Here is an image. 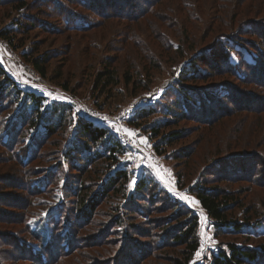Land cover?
<instances>
[{"label": "rangeland", "instance_id": "374dc122", "mask_svg": "<svg viewBox=\"0 0 264 264\" xmlns=\"http://www.w3.org/2000/svg\"><path fill=\"white\" fill-rule=\"evenodd\" d=\"M15 7L7 0H0V31L9 28L12 35L11 40L0 36V62L23 89L43 95L50 107L53 105L60 110L65 108L67 118L56 134L46 138L43 145L37 146L34 139L39 135V131L31 127L30 121H18L16 114L20 108L10 101L3 105L0 112V134L9 137L15 122L17 127L23 126L28 133L15 146H7L0 141V177L6 178L3 183L9 185L14 181V184L26 187L25 190L22 189L23 192L8 186L0 189V198L3 199L0 200V210L7 218L10 217L1 225L3 230L13 231L15 234L20 232L25 242L27 241L44 260L41 264L48 261L49 253L57 254L55 264H174L175 258L182 257V246L173 243L172 231L177 230L175 223L179 222V217H184L183 211H192L199 217V248L190 264H212L214 256L222 251L229 252L230 243L259 251L260 260L256 263L264 264V223L256 226L264 221V186L255 185L251 188L248 182L243 181L222 183L219 178L221 167L212 166L214 159H219L220 163L224 158L236 153L263 151L260 143L247 148L242 143H233L232 138L234 140L239 133L234 132L232 135L230 132L233 129L231 127H243L247 130V126L258 125L252 121L259 122V116L247 111L226 120L231 125H220L221 121L217 124L213 122V130L208 129L211 137L207 134V126L193 119H181L177 122L173 120L180 119L175 103L179 99L177 83L181 79L182 69L192 64V58H197L207 51L202 50V47L215 35H201L204 24L199 20L196 23L193 21L189 26L196 32L195 35H174L167 21H171L170 14H176L175 9L163 10L165 15H168L165 22L168 27L164 25L162 28L171 35H150L146 26L147 31L138 29L136 35L129 36L127 43L121 32L126 23L119 18L108 20L105 28L80 32L65 26L61 19L37 16V12L32 14L27 8L17 10ZM80 11L86 12L85 9ZM201 11L204 18L211 16V9L207 11V15L206 8H201ZM29 12L36 21V27L28 28V32H20L15 20L26 17ZM94 18L97 23L103 22L100 18ZM152 20L159 23L156 19ZM260 22L264 23L262 20ZM195 26L199 30H196ZM234 36L238 37L236 34ZM242 36L245 37L244 41H257L255 36ZM181 37L184 40L183 55L175 56L174 48L169 52L164 51L163 43H167V47L169 44L176 47L174 44L179 41L182 43ZM225 38L223 37V40ZM234 39L237 41L236 48L242 52L240 61L251 60V55L248 54L251 52L248 51L246 42L241 43L240 40ZM228 40L232 42L231 39ZM135 41L139 43L138 47ZM191 46L194 49H191ZM140 49L143 52L144 49H151L153 54L159 55V68H152L142 57L144 54ZM25 51L34 52L36 55L50 52L54 57L49 66L51 75L54 76L56 70L62 69L65 71L64 76L57 80L41 77L23 55ZM106 57L116 60L114 65L118 68L120 82L110 90L106 89L100 93L94 88V74L102 68ZM238 58V54L231 56V60L235 62L239 61ZM130 66L134 80L141 78L143 82L149 81L147 88L135 89L136 85L132 82L126 83L124 73ZM202 66L207 70L210 68L208 63ZM239 71L245 72L244 68ZM221 78L211 76L203 83L206 89H212L215 93L218 85L215 81ZM65 81H69L71 89L61 86ZM200 82L199 85H202ZM243 90L252 93L256 99H253L252 103L250 99H242L240 104H252L258 108L264 105V95L259 88ZM219 101L220 109L227 105L224 99ZM201 115L209 114L204 112ZM79 117L91 119L117 136L125 148L119 162L114 164L107 155L102 158L95 156L93 163L85 161L83 164L73 154L70 161L68 160L70 145L75 139H80ZM102 117H107V120ZM213 119L215 118L212 117L211 120ZM157 123L161 125L163 133L184 132L183 138L176 140L174 144L163 146V154L155 150L158 137H154L153 127ZM216 133L221 135L218 146L208 141L214 140ZM94 149L93 146L92 154ZM182 150H188L191 156L183 160H176L171 156L173 151ZM132 159H135L136 165L131 164ZM20 161L22 165H18ZM223 164L226 162L223 161ZM117 169L129 173L128 181L121 186L122 189H109L104 197H100L91 220L79 216L78 201L82 197L81 194L89 193L88 198L92 197L107 185ZM141 179L147 181L148 189L143 194L147 200L140 197L141 200L131 202L133 195L137 196L136 192L140 190ZM202 181L241 193L238 195H241L239 202L242 204L235 202L229 213L233 219L239 221H243L245 215H252L253 222L237 232L216 229L197 197L190 192L194 183ZM175 192H180L198 203L183 200L175 195ZM28 197L29 207L25 203V198ZM129 203H136L135 211ZM22 204L23 209H19ZM178 211L181 212L180 216L175 213ZM117 215L123 217V224L115 221ZM202 244L204 250L201 252ZM165 245L167 247L164 250L158 249ZM197 252L201 254L197 256ZM24 263L31 264L27 261L18 262ZM48 263L51 264L50 261Z\"/></svg>", "mask_w": 264, "mask_h": 264}, {"label": "trees", "instance_id": "16d2710c", "mask_svg": "<svg viewBox=\"0 0 264 264\" xmlns=\"http://www.w3.org/2000/svg\"><path fill=\"white\" fill-rule=\"evenodd\" d=\"M7 1L10 5H15L17 10L27 8L31 10L32 14L37 12V16L44 17L45 15L61 19V22H63L65 26L70 28L73 27L74 30L80 32H86L89 29L92 30L100 27L105 28L108 24L106 23L108 20L119 18L126 23V27H124L121 32H123L122 37L127 43L129 41V36L136 35L138 29L147 31L146 26L150 31V35H171L162 28L164 25L166 27L169 26L170 29L172 28L174 35L175 33L178 35H195L196 32L192 28H189V26L193 24V21L194 23L198 20L201 21L204 24V31L201 35L214 34L215 36L202 47V50L206 49L207 51H204L197 58H192V61H190L192 64L182 69L181 79H179L177 83L179 88V99L178 102L175 103L180 119L173 120L177 122V120L181 119H193L204 124L205 127L207 126V134L211 137L208 133V129L210 131L213 130V128H211L213 122L217 124L218 121H221L222 124L220 125H231L229 121L227 122L226 120H230L233 116H237V114L239 115L241 112L248 111L255 116H259V122L252 121L256 124L258 123V125L247 126L245 127L247 130L243 129V127H240V129L231 127L233 128L230 130L232 135H234V132L239 133L234 140L232 138V142L239 145L242 143L245 148L256 146L260 143V146L264 148V105L258 108L256 105L252 104H240L242 99H250V103L253 102V99H256L252 93L246 92V90L243 89L257 87L264 95V23L260 22V20L264 21V0H171L174 3H170L168 0ZM201 8H206V12L211 9V16L208 15V17L204 18ZM81 9H85L86 12L80 11ZM170 9H175L174 11L176 14H170L169 20L171 21H167V26L165 22L168 19V15H165L163 10L167 11ZM207 14H209V12H207L206 15ZM94 17L100 18L103 22H95ZM152 19L158 20L159 23L154 22ZM15 22L20 32H28V28L36 27V21L33 20V16L30 12L26 17L24 16L16 19ZM104 22L106 24L102 25ZM130 23H132V26L129 27ZM195 28L199 30L197 26H195ZM10 33L11 30L9 28L3 29L0 31V36L5 38L8 37L10 38L9 40H11L12 35H10ZM235 34L238 35V37L234 36ZM247 34L257 37V41L255 43H253L252 40L249 41V39L247 40L249 42L244 41L245 37L242 35ZM223 37H226L225 40H223ZM164 38L163 40L166 42ZM234 38L240 40L239 42L241 43L246 42L249 49L248 51L251 52L248 53L251 55V60L240 61L242 58L240 53L242 52L236 48L237 46L235 43L237 41H235ZM228 39H231L232 42ZM181 42L182 43H180V41L176 44L173 43L176 47H172V44H169L167 47V43H163L162 47L164 51L168 52L171 48L176 49L175 56L178 54L179 57L183 55L182 47L184 40L182 37ZM136 45L138 47L139 43L136 42ZM192 48L193 46H191V49ZM144 51L145 52L142 51L144 54L142 57L149 62L152 68H159V55L153 54L151 49H144ZM232 54H238L239 61H232ZM23 55L31 62L34 70L43 78L57 80L65 74V71L59 69L54 72V76L51 75L49 66L54 57L50 52L36 55L34 52L25 51ZM171 57L174 58V55ZM211 59L214 63H211ZM115 62L116 60H114L113 57H106L102 62V68L94 74V88H97L100 93L104 92L106 89L110 90L120 82L118 68L114 65ZM207 63L210 65L208 70L202 66V64ZM242 68H244V73L239 71L242 70ZM124 74L126 83L129 84L132 82L133 85H136L135 89L147 88L149 81L143 82L140 77V79H133L131 66L125 70ZM211 76L222 77L215 81V83L218 84L215 93L212 92V89H206V85H204L206 80ZM199 81H201L200 83H204L199 85ZM61 86L64 89H71L69 87V81L62 82ZM214 88L215 87H213V89ZM218 98L219 100L224 99L227 105L220 109L221 103ZM9 101L15 103L20 108V111L16 114L17 117H19L18 121H30L31 127L39 131V135L34 139L35 145L37 146L43 145L46 138L56 134L66 123L67 116L65 114V108L60 110V108L53 105L50 107V103L46 104V99L43 95L23 89L18 85L16 80L6 72V69L0 62V112L3 105L7 104ZM204 112H207L209 115H201V113ZM212 117L215 119L211 120ZM217 117H219L220 120H216ZM15 119L17 120V118ZM78 127V136H80V139H77V141L75 139L70 145V153L68 154L69 161L73 154V156L79 159L83 164L86 162L93 163L95 156L102 158L106 157V155L114 164L119 162L120 156L125 152V148L118 140L117 136L112 134L106 127L98 125L91 119L83 117H79ZM1 130L2 122L0 121V133ZM27 134L26 129H23V126L22 128L17 127L15 122V125H13L10 130L9 137L0 134V141L7 146H15L20 143L24 135L26 136ZM153 134L154 137H158L155 150L159 154L165 152L163 146L174 144L176 140L184 137L183 131L180 133H163L159 123L154 124ZM215 137L214 140L209 139L208 141L216 143L218 146L220 144L221 135L216 133ZM93 146L95 147L94 154L91 153ZM171 156L176 160H183L186 157L189 158L191 154L188 150H182L173 151ZM66 159L67 158H65V160ZM218 160L219 159H214L212 161V166L214 168L221 167L222 173L219 174L220 182L224 183V181H226L228 184L229 181H232L231 183L243 181L248 182L251 188L255 185L264 186V149L258 153L245 152L244 154L236 153L230 155L223 159L226 164H223V161L219 163ZM215 161H217V163H215ZM18 163V165H22L21 161ZM128 178V171L117 169L110 178V181L107 182V185L93 194L92 197L88 198L89 193L81 194L82 197L78 201L80 207L78 210L80 211L79 216L91 220L95 207L99 202L98 199L104 197L109 189L121 190V186L126 184ZM5 179L4 176L0 177V185L2 186L0 189L7 188V186L16 190H25L26 188L25 186L14 184V181L7 185L8 183H3L6 182L4 181ZM146 184L147 181L144 179L139 181L140 190L136 192L137 196L133 195V198L130 200L131 202L141 200V198L142 200L146 199V195H143L145 190L148 189ZM117 185H119V187H117ZM190 192L197 197L207 216L214 222L218 230L237 232L243 230L246 225H250L253 222L252 215H245L243 221L231 217L232 214L229 212H231L234 203L238 202L237 204H242L239 202L241 195H238L241 193L237 191L220 187V185H208L206 181H202L194 183L190 187ZM1 199L2 198H0V200ZM27 199L25 198V203H27L29 207L30 199L29 197ZM129 204L133 206V210L135 211L137 207L136 203ZM19 209H23V204L22 206L19 205ZM130 209L132 208H129V210ZM183 212L184 217H179V222L175 223L177 230L172 231L173 243H176L177 246H182L180 251L182 257L175 258L174 264H190L195 252L199 248V238L197 236L199 217L192 211ZM175 213L178 216L181 214L180 211ZM5 219H10V217L7 218L6 214L0 210V264H8L7 262H9V264H18L19 261H27L31 264L44 263L42 257L37 255L39 253H37L27 241L25 242V238L21 237L20 232L15 234L13 231L3 230L1 225L6 222ZM115 221L118 222V224L124 223V219L121 215H117ZM263 223L264 221L258 223L256 226H260ZM166 247L167 245L160 246L158 249L164 250ZM56 249L54 250L57 251ZM228 250L229 252L222 251L219 255L214 256L212 264H255L260 260L259 251L240 247L234 243L229 244ZM56 255L57 254L52 255L51 253L47 255L48 261H50L51 264H55V259L58 258ZM48 261L45 264H49Z\"/></svg>", "mask_w": 264, "mask_h": 264}, {"label": "snow or ice", "instance_id": "6c2138e0", "mask_svg": "<svg viewBox=\"0 0 264 264\" xmlns=\"http://www.w3.org/2000/svg\"><path fill=\"white\" fill-rule=\"evenodd\" d=\"M102 119L107 120V117H102ZM130 135H134V133H130ZM175 195L179 196V197H180L181 199H183V200H187V201L190 202V203H193V204L198 203L197 201L191 200L190 198L184 196V195H183L182 193H180V192H175ZM209 239H211V238L209 237ZM213 243H215V241H213ZM203 250H204V247H203V244H202V245H201V252H202ZM201 252H197V256H199V255L201 254Z\"/></svg>", "mask_w": 264, "mask_h": 264}, {"label": "built area", "instance_id": "2783aa9c", "mask_svg": "<svg viewBox=\"0 0 264 264\" xmlns=\"http://www.w3.org/2000/svg\"><path fill=\"white\" fill-rule=\"evenodd\" d=\"M131 164L136 165L135 159L130 160Z\"/></svg>", "mask_w": 264, "mask_h": 264}]
</instances>
